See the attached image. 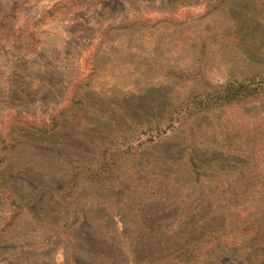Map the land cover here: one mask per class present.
I'll list each match as a JSON object with an SVG mask.
<instances>
[{
	"label": "rangeland",
	"instance_id": "obj_1",
	"mask_svg": "<svg viewBox=\"0 0 264 264\" xmlns=\"http://www.w3.org/2000/svg\"><path fill=\"white\" fill-rule=\"evenodd\" d=\"M260 72L264 0H0V264H264Z\"/></svg>",
	"mask_w": 264,
	"mask_h": 264
},
{
	"label": "trees",
	"instance_id": "obj_2",
	"mask_svg": "<svg viewBox=\"0 0 264 264\" xmlns=\"http://www.w3.org/2000/svg\"><path fill=\"white\" fill-rule=\"evenodd\" d=\"M246 82L249 84L246 86L245 92L260 93L264 91V72H260L256 77L248 78ZM229 99L230 101L234 100L233 98Z\"/></svg>",
	"mask_w": 264,
	"mask_h": 264
}]
</instances>
